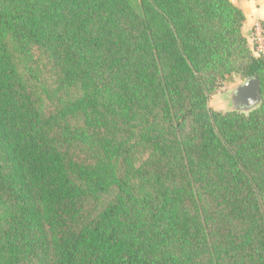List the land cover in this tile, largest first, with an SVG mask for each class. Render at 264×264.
Returning <instances> with one entry per match:
<instances>
[{
    "label": "trees",
    "instance_id": "trees-1",
    "mask_svg": "<svg viewBox=\"0 0 264 264\" xmlns=\"http://www.w3.org/2000/svg\"><path fill=\"white\" fill-rule=\"evenodd\" d=\"M232 0H0V264H264V55ZM262 105L222 113L224 82Z\"/></svg>",
    "mask_w": 264,
    "mask_h": 264
},
{
    "label": "rangeland",
    "instance_id": "rangeland-1",
    "mask_svg": "<svg viewBox=\"0 0 264 264\" xmlns=\"http://www.w3.org/2000/svg\"><path fill=\"white\" fill-rule=\"evenodd\" d=\"M258 26L259 31L257 30ZM243 33L249 41V44L255 55H264V28L262 25L258 23L255 27H246L243 30ZM247 79L248 78L242 79L236 76L234 77L233 82H224L221 84L209 99L210 108L222 113L233 111L231 92H233L237 86L243 84ZM213 103L215 106H212Z\"/></svg>",
    "mask_w": 264,
    "mask_h": 264
},
{
    "label": "water",
    "instance_id": "water-1",
    "mask_svg": "<svg viewBox=\"0 0 264 264\" xmlns=\"http://www.w3.org/2000/svg\"><path fill=\"white\" fill-rule=\"evenodd\" d=\"M234 93V94H233ZM233 111L249 115L263 103L260 81L257 77L247 79L231 92Z\"/></svg>",
    "mask_w": 264,
    "mask_h": 264
},
{
    "label": "crops",
    "instance_id": "crops-1",
    "mask_svg": "<svg viewBox=\"0 0 264 264\" xmlns=\"http://www.w3.org/2000/svg\"><path fill=\"white\" fill-rule=\"evenodd\" d=\"M246 15L244 28L256 26L258 23L264 28V0H232Z\"/></svg>",
    "mask_w": 264,
    "mask_h": 264
},
{
    "label": "built area",
    "instance_id": "built-area-1",
    "mask_svg": "<svg viewBox=\"0 0 264 264\" xmlns=\"http://www.w3.org/2000/svg\"><path fill=\"white\" fill-rule=\"evenodd\" d=\"M257 30L259 31V26L257 27Z\"/></svg>",
    "mask_w": 264,
    "mask_h": 264
},
{
    "label": "clouds",
    "instance_id": "clouds-1",
    "mask_svg": "<svg viewBox=\"0 0 264 264\" xmlns=\"http://www.w3.org/2000/svg\"><path fill=\"white\" fill-rule=\"evenodd\" d=\"M234 94V93H233ZM212 106H215V104L213 103Z\"/></svg>",
    "mask_w": 264,
    "mask_h": 264
}]
</instances>
